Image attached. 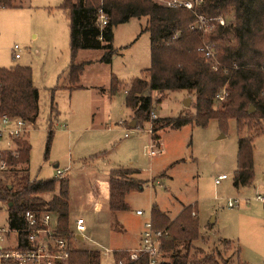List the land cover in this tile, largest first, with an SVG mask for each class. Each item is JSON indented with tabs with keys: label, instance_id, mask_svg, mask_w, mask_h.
Segmentation results:
<instances>
[{
	"label": "rangeland",
	"instance_id": "374dc122",
	"mask_svg": "<svg viewBox=\"0 0 264 264\" xmlns=\"http://www.w3.org/2000/svg\"><path fill=\"white\" fill-rule=\"evenodd\" d=\"M63 1L13 0L12 7L0 8V68L20 66L32 71L39 92V116L34 123L27 122L22 136L30 145L24 169L31 179L68 180L71 249L99 251L101 264H117L113 252L141 249L154 211L173 222L192 207L202 239L195 242L197 250L191 256H215L223 261L216 256L219 253L230 263L264 264V204L258 200L264 198V133L253 142L251 186L235 185L239 134L234 121L225 130L215 120L205 128L165 125L167 119L194 113V99L185 91L164 94L161 103V96L151 92L159 119L156 135L160 141L155 140L151 123L125 105L132 81L151 67L146 18H130L116 26L112 51L81 50L76 63L86 67L80 88L72 89L69 10L61 6ZM233 18L229 14L228 23ZM15 47L20 59H15ZM111 52L112 60L103 61ZM113 78L121 90L112 95ZM189 98L192 101L186 107L184 101ZM133 121H137L135 128ZM15 148L5 135L0 159L3 152ZM117 169L140 171L134 177L144 183L142 190L126 195L127 210L112 211L108 181ZM223 175L227 179L216 184ZM235 200L239 205L229 207ZM138 211L143 215H137ZM8 213V206L0 202L2 226L9 224ZM78 218L86 223L83 234L76 231ZM223 241L230 242V247ZM178 249L186 253V248Z\"/></svg>",
	"mask_w": 264,
	"mask_h": 264
},
{
	"label": "trees",
	"instance_id": "16d2710c",
	"mask_svg": "<svg viewBox=\"0 0 264 264\" xmlns=\"http://www.w3.org/2000/svg\"><path fill=\"white\" fill-rule=\"evenodd\" d=\"M13 0H0L2 8L12 7ZM61 6L69 10L70 83L80 88L84 64H77L81 50L104 48L112 51L114 29L130 18H146L145 32L150 35L151 67L142 77L132 81L125 99L128 108L135 109L149 121L152 93L164 94L185 91L194 99V113L182 119H167L165 125L176 127L193 124L205 128L212 120L225 130L234 121L239 134L238 169L236 186H251L253 171V142L264 133V0H203L193 9H173L153 0H64ZM100 11L108 17L106 26L99 25ZM234 18L228 23V15ZM211 28L200 30L199 20ZM219 19L224 21L220 24ZM206 44L214 45V58L208 60L199 51ZM113 52L103 61L110 62ZM113 90H121L113 78ZM225 95L223 100L218 99ZM253 106L255 112L250 114ZM8 116L34 123L39 116V92L33 84L30 68H0V117ZM140 122V121H139ZM152 124L155 140L156 124ZM15 150L3 152L2 160L7 171L0 178V202L8 206V221L12 228L23 226V214L30 210L38 213L53 212L59 215L62 237L71 238L69 182L66 179H31L24 166L30 160L27 139H13ZM140 171L112 170L109 181V208L127 210L126 195L142 190L143 181L136 176ZM154 231L163 232L160 254L162 264H235L224 260L221 254L198 259L191 256L197 250L195 242L202 239L196 212L185 208L173 222L159 210L154 211ZM223 244L230 247V242ZM179 247L186 248L182 254ZM215 254V253H214ZM116 262L149 264L142 255L130 260L129 251H115ZM168 258V261L167 259ZM63 264H101L99 251L72 248ZM236 264H246L238 261Z\"/></svg>",
	"mask_w": 264,
	"mask_h": 264
},
{
	"label": "built area",
	"instance_id": "2783aa9c",
	"mask_svg": "<svg viewBox=\"0 0 264 264\" xmlns=\"http://www.w3.org/2000/svg\"><path fill=\"white\" fill-rule=\"evenodd\" d=\"M157 2L163 3L159 0ZM203 0H166L163 6L173 9L191 10L199 5ZM159 3V4H160ZM0 8H2L0 6ZM220 24H224L219 19ZM108 17L100 11L99 25L106 26ZM200 30L207 31L211 27L204 23L203 19L199 20ZM214 45L206 44L199 51L208 60H212L215 56ZM18 47L13 49L15 59H20L21 55L17 52ZM225 95L217 98L223 100ZM158 119L156 109L150 113L151 134L152 124ZM27 121L22 119H13L6 115L0 117V142L5 135L12 140L23 136L26 133ZM128 137V135H126ZM154 148V146L152 147ZM155 154L154 151L151 152ZM7 163L0 159V178L7 171ZM58 175H62L58 171ZM227 176H220L216 180V184H220L226 180ZM258 200L264 204V198L258 197ZM240 201H230L229 207L235 208ZM137 215L142 216L141 211ZM57 217L53 212L38 213L34 211H26L23 214V226L12 228L9 224L2 226L0 224V264H63L70 256L71 246L66 237H62L58 232L59 221H55ZM76 231L83 234L87 227L83 218L76 220ZM80 236V235H78ZM163 232L154 231L152 223L146 225L143 233L142 244L140 250L130 252V260H137L142 255L149 257V264H162V256L160 254L161 238ZM117 264H125V260Z\"/></svg>",
	"mask_w": 264,
	"mask_h": 264
},
{
	"label": "water",
	"instance_id": "95a60500",
	"mask_svg": "<svg viewBox=\"0 0 264 264\" xmlns=\"http://www.w3.org/2000/svg\"><path fill=\"white\" fill-rule=\"evenodd\" d=\"M191 101H192V99H190V98H189V99H186V100L184 101V105H185L186 107H189V105L191 104ZM254 112H255V108H254L253 106H251L250 109H249V113L252 114V113H254ZM136 124H137V121H133V122L131 123V127L135 128V127H136ZM77 239H79V240H83V237H82V236H78Z\"/></svg>",
	"mask_w": 264,
	"mask_h": 264
},
{
	"label": "crops",
	"instance_id": "0c3cea01",
	"mask_svg": "<svg viewBox=\"0 0 264 264\" xmlns=\"http://www.w3.org/2000/svg\"><path fill=\"white\" fill-rule=\"evenodd\" d=\"M21 58V57H20ZM160 141V138H159V140H158V142ZM110 181V180H109ZM109 181H108V185H109ZM99 191V188L98 187H96V190L95 191ZM98 193V192H97ZM98 210H101V206H98V208H97Z\"/></svg>",
	"mask_w": 264,
	"mask_h": 264
}]
</instances>
